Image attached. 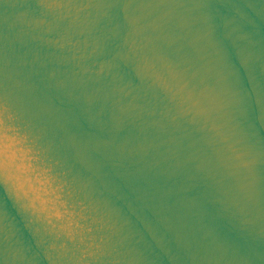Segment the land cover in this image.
<instances>
[{
	"label": "water",
	"instance_id": "1",
	"mask_svg": "<svg viewBox=\"0 0 264 264\" xmlns=\"http://www.w3.org/2000/svg\"><path fill=\"white\" fill-rule=\"evenodd\" d=\"M0 264H264V0H0Z\"/></svg>",
	"mask_w": 264,
	"mask_h": 264
}]
</instances>
